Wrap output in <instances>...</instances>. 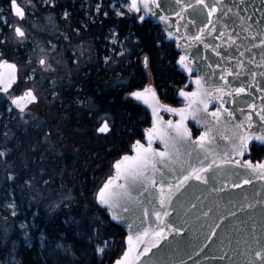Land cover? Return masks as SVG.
Here are the masks:
<instances>
[{
	"label": "snow or ice",
	"instance_id": "1",
	"mask_svg": "<svg viewBox=\"0 0 264 264\" xmlns=\"http://www.w3.org/2000/svg\"><path fill=\"white\" fill-rule=\"evenodd\" d=\"M4 2L7 7L0 10V57L4 58L8 56L10 38L18 41L15 47H20L25 41L31 43L27 40L31 30V17L47 9L55 11L60 6L56 0H26V2L25 0H4ZM173 6L178 8L174 11L175 22L169 16L159 14L167 9L163 0H107L106 3L94 0L89 5V12L92 15L120 17L131 15L138 22H144L146 15L156 16L168 28L169 38L175 34L185 41H189L186 35L188 26L197 25L198 14H203L204 19L200 20L196 34L190 37L189 47L191 42L202 44L204 50L210 51L215 58H218L212 59L202 55L199 48L195 52L185 49L182 54H177L174 58L175 65L181 70V75L187 73L189 79L195 76L194 82L197 87L194 91H186L187 85L174 89L175 95L184 99V107L177 108L163 104L160 96L157 95L156 88L151 85L123 82L119 85L127 91L126 99L142 101L151 108L152 126L141 133V140H135L128 146V152L133 153L132 155H123L113 163L115 175H109L97 188L95 201L100 211L105 213L104 219L93 218L90 223L87 221L77 223V227L86 230L93 253L92 264H97V257H99L98 264H104L105 259H108L110 264H143L141 257L157 247L168 235L183 238L184 228L176 223V220L180 219V214L177 212L173 218V212H176L173 198L179 202L180 196L177 193H181V189L189 185L190 181L208 185L210 181L217 178L218 173L234 172V168L248 169L257 179L264 181V162L253 164L251 160L242 159L245 154L264 152V0H260L259 4L255 0H194L193 3L173 0ZM185 14L192 18L186 19ZM63 15L66 19L69 18L67 11ZM181 27L185 28V33H181ZM73 31L78 32L79 29L74 28ZM57 38L60 39L59 35ZM68 38L70 39L71 35ZM113 38L119 43L118 34ZM64 51L69 53L72 63H84L70 47ZM53 52L56 55L59 54L58 49H53ZM48 55L50 54L40 55L39 69H26L20 76L16 75V64L9 63L7 59H0V65L13 70L8 74H0V108L4 109L12 128L27 131L25 124L32 119L30 106L42 104L47 95L56 96L65 91L72 92L77 89L75 83L61 87L59 90L50 88L42 98L36 89L25 86V80L40 77L46 71H54L47 58ZM116 55L124 57V52L116 51ZM106 62H111V59H106ZM150 63V58L144 57V67L148 68ZM143 78L146 79V77ZM210 79L213 80L211 85H209ZM216 79L222 83H216ZM44 80L46 83L51 82L52 76H46ZM234 82L238 86H234ZM10 89L12 93H19V95L10 94ZM242 96L248 98L244 100V106L238 108L226 106L235 104L236 99ZM213 101H216L218 106L210 111L209 105ZM61 103L87 105L86 115L89 118L96 117L93 121L94 132L103 138L115 133L117 127L115 118H109L103 109L93 111L94 100L89 99L87 90L75 91L74 95H69ZM161 112L178 116L179 119L165 121L160 115ZM237 112L243 119L237 117ZM189 116L197 124L202 123L204 131L201 132L199 128L190 129L186 123ZM222 120L232 122L235 130L232 135L220 137L227 142L229 150L226 152L213 147ZM53 122H58L55 117ZM9 124L0 122V137L10 136ZM32 127H37L39 131L45 133L46 139L41 141L42 148L49 150L56 147L53 141L59 135V129L53 133L51 128L38 125H32ZM15 138L16 134L11 133L10 139L0 145V164L4 165L5 170L4 188L7 190L12 186L10 194L6 191L5 195L0 197V207L10 210L12 216L18 215L15 185L21 179L17 175L18 169L9 166V160L14 152L10 151L8 145L11 139ZM128 139H131V136ZM157 140L163 145V150L153 147ZM176 145L184 147L186 155L194 159L196 163L181 160ZM176 163L184 168L179 176H173ZM185 164L187 167H184ZM234 174L238 175V173ZM45 175L47 173L38 172L28 176L23 183L29 188L42 183L51 188L52 185L44 178ZM251 183L250 175L239 183L234 181L232 188H240L242 185ZM224 187V185L220 189L213 187V191H223ZM133 189L140 195L156 193L153 199L147 200L151 209L143 207V201H136L142 207L141 224H144L145 220L154 218L156 227L149 225L143 230L132 231V225L129 224L131 234L114 242L109 239L113 234L108 231L105 221L120 220L121 214L117 211L118 209L123 213L129 211L126 203L134 199ZM141 189L143 192L140 191ZM244 199L248 200L247 197ZM4 201L8 203L5 205ZM262 202H264V194L256 200V204ZM189 203L191 209H197V204ZM68 205L69 201L65 198L59 206L68 207ZM247 207L251 209L254 205L248 202ZM211 211L212 209L204 211L202 215L208 217ZM260 211L262 213L260 229L264 232V207ZM108 212L111 213L110 217L107 215ZM36 215L33 213L34 218ZM229 215L235 216L236 213L230 211ZM34 226L35 219L31 224L24 222L20 224L22 229ZM220 227L219 223L214 224L211 235L215 236V229ZM30 239L26 235V240ZM60 239L62 243L57 247L64 252L62 258L70 260L71 256L79 250L67 243V237H60ZM41 240L44 241V236H41ZM181 244L184 249L188 247V242L181 239L177 241L178 250H181ZM257 244L258 250L253 253L256 258L254 264H264V242L257 239ZM196 247L198 248L199 245ZM193 252H196L199 257L200 253L196 251V248H193ZM184 254L189 255L190 260L192 259L187 251ZM205 258L207 264H226V261L231 259L228 253L222 250L211 255L205 253ZM72 264H80L79 259L72 261ZM179 264H184L183 259L179 260Z\"/></svg>",
	"mask_w": 264,
	"mask_h": 264
},
{
	"label": "trees",
	"instance_id": "2",
	"mask_svg": "<svg viewBox=\"0 0 264 264\" xmlns=\"http://www.w3.org/2000/svg\"><path fill=\"white\" fill-rule=\"evenodd\" d=\"M57 4L60 6L55 11L47 9L46 15L57 18L60 23H65L66 21L59 15L60 8L72 9V2L71 0H57ZM31 18L38 19L40 23V12L37 16ZM69 22L79 23L80 21L71 20ZM103 22L112 25L117 24L118 20L111 15L105 20L103 19ZM132 23V20H124V25L131 29L132 27L130 26ZM148 29L150 30V28L144 25L140 28L138 36L143 42L142 47H144V51L151 56L152 64H155V66L159 65L157 68H160V56L156 50L157 46L155 47L154 44H156L157 40L163 39V37L158 32L153 33L152 30L149 32ZM31 30H34V28L31 27ZM34 40L40 42L39 30ZM152 40L154 41L152 42ZM15 45L17 43L11 44L7 49L8 56L6 58L9 60L18 59L21 64H24L28 60V56L32 54L33 42L28 43L25 41L20 47H15ZM166 66L164 65L163 69L167 70L166 74H168L170 70L168 71ZM171 75L173 78L175 77L172 72ZM46 76L49 75H41L40 79H44ZM143 77L142 63L140 61H134V59L126 58L123 77L124 83H145ZM38 80L39 77L34 78V83H37ZM97 80L101 84V78H97ZM51 81L52 84L51 82L46 83L45 80H40L39 91L42 94H46L51 86L56 88V80L52 77ZM67 81H73L77 84V89L64 93L63 98L65 100L69 95L75 94V91L87 90V80L83 77L76 76L67 79ZM108 81L111 82L112 78H108ZM109 88L110 93L108 92L106 98L107 113L111 115V118H115L117 127L115 133L108 134L107 138H103L94 132L93 121L96 117L89 118L86 115L87 110L82 109L83 106L71 104L60 110L58 107V95H47V98L43 100L41 109V104L38 105V108L32 115V119L25 124L27 131L12 128L11 124H9V119L3 113L4 109L0 108V112L3 114L0 122L9 124V128L11 129L9 137H0V145L4 144L5 140L10 139L11 133L16 134V138L11 139L8 145L10 151L14 152V155L9 160V166L17 168V175L21 177L15 185V194L18 197L16 203L19 214L13 216V220H15L17 225L21 220H25L31 224L35 219V226L28 228L29 232L33 237L43 233L47 244V250H42L40 249V243L37 237L31 243L30 247L25 244V239H21V243L15 254L20 264H56L54 258L50 257L48 252L49 249H53L52 247L55 243L61 240L60 237H67V243L69 244L85 243L84 248L87 253L85 254L83 251L78 252L82 255L80 264H92L93 253L88 251L90 247L85 242L88 236L86 232H79L77 223H83L85 221L90 223L94 216L100 219H104L105 216V213L100 211L95 201V193L104 181V178H101L93 162L97 158L103 159L105 154L111 155L112 153L110 152L119 149L121 142V146H124L122 153L127 152L128 144L138 135L139 127L144 123V116L139 107L130 99L125 98L124 102H122L117 93L118 90ZM124 93L127 95L125 89ZM95 97L98 100L103 98L101 92L96 93ZM120 105L122 107H119ZM98 109L101 108L98 107ZM54 117L58 122H53ZM55 123L57 129L60 130L59 135L53 141L56 147L46 150L41 147V141L46 139L45 133L39 131L37 127H32V125L44 126L51 128L53 131ZM129 136H131V139H128ZM3 171L4 165L0 164V197H3L6 191L9 194L12 191V186L7 190L4 188L5 173ZM38 172L47 173L44 178L49 180V183L52 185L49 188L47 185L41 184L44 195L49 193L60 194L65 196L69 201L68 207H61L58 213L52 217L47 212H42L41 216L37 214L34 218L33 213H35V209H38L40 213V205L35 204L29 198L25 197L23 199V194H21L23 189H20V187H26L23 180ZM4 214L11 218L9 213L4 212ZM105 224L108 231L113 234L109 239L115 242L122 237L125 238L126 233L123 228L108 220L105 221ZM16 232L17 230L8 232L5 228L1 227L0 223V264L11 256L12 242L17 239ZM118 255H121V253H118ZM98 261L97 258V264ZM104 264H110V261L105 259Z\"/></svg>",
	"mask_w": 264,
	"mask_h": 264
},
{
	"label": "water",
	"instance_id": "3",
	"mask_svg": "<svg viewBox=\"0 0 264 264\" xmlns=\"http://www.w3.org/2000/svg\"><path fill=\"white\" fill-rule=\"evenodd\" d=\"M163 2L167 5V9L159 14L167 15L173 22H175L176 17L174 16V11L178 10V8H174L173 0H163ZM185 2L193 3L194 0H185ZM255 2L259 4L260 0H255ZM189 12H191V9H189ZM185 15L186 19L192 18L188 17L187 14ZM198 15L199 20L197 21V25L190 24L188 26L186 35L189 37V41L191 35L196 34L197 26L199 25L200 20L204 19L203 14ZM146 19H151L154 25L162 28L166 41H173L175 43V49L179 54H182L185 49L189 52H195L196 49L199 48L202 55H207L212 59H218L215 58L210 51L204 50L202 44L191 42V47H189V41H185L183 38L177 37L175 34L172 38H169L168 28L165 23L160 21L156 16L146 15L145 20ZM181 33H185L184 27H181ZM177 45L180 46L178 47ZM257 59H259V57H257ZM8 62L16 64L15 72L17 76H20L19 65L15 61L8 60ZM11 71L13 70L9 69L7 66L0 65V74H8ZM184 74L187 75V73ZM194 80L195 76L191 77L188 85H193L195 90L197 86ZM215 82L222 83L218 81V79H216ZM212 83L213 80L210 79L209 85ZM234 86H238L236 82H234ZM9 91L10 93L12 92L11 89ZM245 99L248 98L244 96L238 97L235 104L229 105L231 108L242 107L244 106ZM138 102L144 104L142 101ZM214 104H217V102L213 101L210 103L209 107ZM146 106L148 107V105ZM148 109L152 116L151 108L148 107ZM237 117L239 119H243V117L239 116V112H237ZM164 120L167 121L165 118ZM188 120L196 123L191 116H189ZM188 120L186 121L187 125ZM197 125L203 128L202 123ZM234 131L232 122L222 120L219 132L216 133L217 139L213 147H218V150L223 152L228 151L227 142L220 137L223 135H232ZM155 143H157L159 147H156L153 144L154 148L163 150V145L160 141L157 140ZM176 149L180 154L181 160L196 163L194 159H190L186 155L184 147L176 145ZM132 154L133 153L127 155ZM253 164L255 163L253 162ZM184 167H187V164H185ZM183 171L184 168H182L179 163H176L173 168V176H179ZM234 173H238V175ZM113 175H115V169ZM250 175L252 178L251 184L242 185L240 188H232V183L234 181L239 183L242 179L247 178ZM222 185L225 186L223 191H213V187L220 189ZM140 191L143 192V189ZM181 193H183V195H181ZM181 193H177V195L180 196L179 202L173 198V204L176 205V212H173V218H175L177 212L180 214V219L176 220V223L178 226L184 228L183 238H174L173 235H168L167 238L161 241L157 247L153 248L149 253L141 257L143 264H179L180 259H183L184 264H193V261H195V264H207L205 253L211 255L220 250L227 252L231 258L226 261V264H254L256 258L253 253L255 250H258L259 247L257 239L264 242V232L260 229L262 219L260 209L264 207V202L256 204V200L260 199V196L264 194V181L257 179L248 169L234 168V172H228L226 174L218 173L217 178L210 181L208 185L199 184V182L196 181H190L189 185H185V187L181 189ZM155 195L156 193L154 192L151 195L149 193H143V195H140L135 189H133L132 197L134 199L127 201L126 203L129 211L127 213H123L122 210L118 209L117 211L120 212L121 219L111 222L123 228L126 236L131 234L129 224L132 225V231L143 230L144 227H148L149 225L155 228L156 222L154 218L145 220L144 224H141V219H143L142 207L136 202L143 201V207L151 209V205L147 203V200L153 199ZM254 195L255 199H253ZM244 197H247L248 200L245 201ZM189 202L197 204V209H191ZM248 202H251L254 207L251 209L248 208ZM242 205L243 208H241ZM100 207L102 208L103 206ZM209 209H212L209 216H203L202 213L204 211H208ZM230 211L235 212L236 215L230 216ZM107 215L110 217L111 213L108 212ZM216 223H219L221 227L215 229L216 235L212 236L211 231ZM181 239L188 242V247L184 249L183 244H181V250H178L177 241ZM197 245H199L198 248L196 247ZM193 248H196V251L200 253L199 257H197L196 252H193ZM185 251L191 255V260L189 259V255L184 254Z\"/></svg>",
	"mask_w": 264,
	"mask_h": 264
},
{
	"label": "flooded vegetation",
	"instance_id": "4",
	"mask_svg": "<svg viewBox=\"0 0 264 264\" xmlns=\"http://www.w3.org/2000/svg\"><path fill=\"white\" fill-rule=\"evenodd\" d=\"M71 2L73 5L72 9L65 7L60 8L61 11L59 15L63 20L66 21L65 23H60L55 17L47 16V10L40 11V55L42 53L50 54L47 58L50 60L54 71L46 72L49 76H52L56 80L57 90H59L61 87H67L74 83L73 81H67V79L76 76L83 77L87 80V95L90 100H94L92 110L95 111L99 107L107 113L106 98L110 89L109 87H111L113 90H118L117 93L120 96L122 102H124V99L127 98L126 96H128V93L125 95L124 88L120 87L119 85L122 82L124 83L123 77L125 70V59L129 58L142 63L143 73L146 79L145 83L139 82V84L142 83L144 86L151 85L155 87L157 90V95L160 96L161 102L163 104L177 108L185 106L184 99L178 95H175L174 89L187 85L185 90L193 91L194 86L188 85L190 79L187 78V75L184 73L181 75V70L175 65L174 58L179 53L175 49L174 42L166 41L163 30L160 26L154 25L151 19H146L144 22H138L137 19H133L130 16L120 17L116 15L113 16L114 18H117L118 23L108 25L103 22V19L105 20L108 18V16H103L101 14L92 15L89 12V5L92 4L94 0H71ZM100 2L106 3L107 0H100ZM65 11L69 13V18L67 19L63 15ZM125 19L133 21L130 26L132 29L124 25ZM71 20L80 22H69ZM144 25H146L147 28H150V30L148 29L149 32L151 30L153 33L158 32V34L163 37V39L157 40L156 44H154L155 47L157 46L156 50L160 56V68H157L159 65L155 66V64H152L151 56L146 53L144 51V47H142L143 42L139 38L138 32ZM74 28H78L79 31H73ZM116 34H118L120 37L119 43H117V41L113 38ZM58 35L60 39L57 38ZM69 35H71L70 39L68 38ZM48 41H51V43H48ZM153 41L154 40H152V42ZM69 47L73 52L79 55L80 60L84 62L83 64L71 62L69 53L64 51ZM53 49H58L59 54L56 55L53 52ZM114 49L116 51H123L124 57L116 55V51H114ZM146 56L150 58L151 62L148 68H145L143 64L144 57ZM108 58L111 59V62H106V59ZM164 61H166V63H164ZM164 65H167L166 68L168 71L170 70V73L166 74L167 70L163 69ZM171 72L175 76L174 78L172 77ZM97 78H101V84L98 83ZM108 78H112V81L109 82ZM182 78L183 82L181 83ZM98 92L102 93L103 98L101 100H98L97 97H95V94ZM64 93H68V91L58 94V107L60 110H62L67 105H71L61 103L65 100L63 98ZM130 100H132V102L141 110L144 116V123L139 127L138 135L128 144V146L131 145L135 140H141V133L146 132V130L152 126V116L148 107L134 99ZM75 105L81 107L83 106L82 109L88 110L87 105ZM216 106L218 105L214 104L213 106L209 107V110H214ZM226 106L230 107L229 104ZM119 107L122 106L120 105ZM160 114L167 120H178L177 116H173L170 113L161 112ZM101 115H103V113H101ZM108 116L111 118L110 114H108ZM188 126L193 130L196 128H199L201 132L204 130L191 120H188ZM154 145L159 147V145L155 142ZM123 150L124 149L121 151L114 150L117 152V157H112L113 154H111L110 162H108V174L114 173V168L112 165L116 160H118L124 154H131L128 151L122 153ZM242 158L244 160H251L254 163L264 162V152H252L251 154H245ZM108 176L109 175L106 174L105 180Z\"/></svg>",
	"mask_w": 264,
	"mask_h": 264
},
{
	"label": "rangeland",
	"instance_id": "5",
	"mask_svg": "<svg viewBox=\"0 0 264 264\" xmlns=\"http://www.w3.org/2000/svg\"><path fill=\"white\" fill-rule=\"evenodd\" d=\"M25 2H26V0H25ZM6 7H7V5L4 2V0H0V10H2L3 8H6ZM129 16L132 18L131 15H129ZM30 24H31V27L34 28V30H30L27 40L33 42L32 54L28 56V60L24 64H21L18 61V59H14V61H17L19 63L20 75H22L25 72L26 69H30V68L39 69L40 68V66L38 64V59L40 57V52H41L40 51V42H37L36 40H34V38L37 35L38 30L40 31V23H39L38 19L30 18ZM26 31H28L27 28H26ZM14 43H18V41L15 38H10L9 47L11 46V44H14ZM2 58H4V57H0V59H2ZM30 75H31V73H30ZM42 75H48V73L47 72H43ZM40 80L42 81L44 79H40V77H39V80L37 81V83H34L35 82L34 79L25 80V86L33 87L34 89H36L38 95H40L43 98L45 96V94H42L39 91V89H40ZM51 84H52V81H51ZM50 88H53V86H51ZM10 94L16 95V94H19V93H12L11 92ZM126 97H128V96H126ZM41 107H42V104L40 106V109H41ZM37 108H38V106H32L31 107V109H32L31 115H33V113L36 111ZM3 113H5V112H3ZM5 115H6V113H5ZM2 116H3V114L0 112V119H1ZM6 118H8L7 115H6ZM56 130H57V127H56V123H55L54 126H53V133H55ZM121 143H120V146L118 145L119 146V149H118L119 151L124 149V146H121ZM110 153L113 154L112 155V157H113V156L116 155L117 152L116 151H112ZM110 156L111 155H109V154H105L103 159L102 158H97L93 162V164L96 166V169L99 172L101 178H104V180L106 178V174L107 175H112L113 174V173H109L108 174V172H109V166H108L109 163L108 162H110V159H111ZM11 167H13V166H11ZM3 173H5V170L3 171ZM20 189H23L21 191V194H23V199H25V197L29 198L35 204L40 205V213H39L38 209L37 210L35 209V213L38 214V215L40 214V216L42 215V212H47L50 217L54 216L61 209V207L59 206L61 204V201L65 199V196L60 195V194L56 195V194H53V193H49L47 195H44L41 185L33 186L31 188H29L26 185V187H22L21 186ZM24 190H25V192H24ZM27 193H28V195H26ZM4 203L6 205L8 202L5 201ZM4 212H7V213L10 214V210H8V209H6L4 207H0V223H1V227L5 228L8 232L17 230V232H16L17 239L12 242V247H11V251H10L11 252V256L5 262H3L2 264H20V262H19V260H18V258H17V256L15 254H16V252L18 250V247H19V245L21 243V239H25V244H27L30 247L31 243L37 237V239H38V241L40 243V249L47 250L46 238H45L43 233H40L39 236H34L33 237V235L29 232V229H28L29 227H25L23 229L20 227V224L22 222H24L25 224H30V223H28L25 220H21L16 225L15 220H13V216L10 214L11 218L7 217V216H5ZM18 214H19V209H18ZM93 218H99V217L94 216V217H92L91 221L93 220ZM78 230H79L80 233H83V232L85 233L86 232V230L83 229V228H79ZM26 235H27V237H30L31 239L30 240H26ZM41 236H44V241L43 242L41 240ZM85 242H87L88 246L90 247V243H89V239L88 238L85 240ZM61 243H62L61 240L58 241L57 243H55L53 245V247H52L53 249H49V252H48L50 254V257L54 258L56 264H72V261H75L77 259H79V261L81 260L82 255H80L78 252L83 251L85 254L87 253L85 248H84L85 247V243H80V244H75V245L68 243L69 245H73L79 251L74 253L71 256L70 260H64L62 258L64 256V252L62 251V249L57 247V245L61 244ZM88 251H90V253H92L91 247L89 248ZM97 258L99 260V257H97Z\"/></svg>",
	"mask_w": 264,
	"mask_h": 264
}]
</instances>
